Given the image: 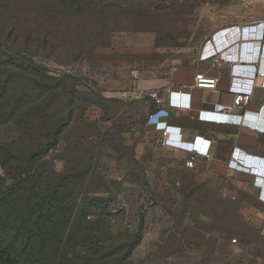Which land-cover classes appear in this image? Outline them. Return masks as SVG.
<instances>
[{
    "label": "rangeland",
    "instance_id": "1",
    "mask_svg": "<svg viewBox=\"0 0 264 264\" xmlns=\"http://www.w3.org/2000/svg\"><path fill=\"white\" fill-rule=\"evenodd\" d=\"M198 1L201 6L210 2ZM198 1L135 0L116 18L115 27L124 31L100 33L80 56L76 45L64 44L63 15L49 1L0 0L4 17L13 10L7 7L17 3L18 13L26 19L25 34L0 33V45L9 47L3 49L11 57L7 59L21 64L27 74H32L26 69L28 59L36 60L49 70L53 83L66 74L64 83L71 82L77 91L72 94V122L47 159L49 166L68 175L89 170L77 182L101 206L93 205L87 220L96 222L99 217L112 230L92 234L94 242L105 248L102 251L113 252L143 223V238L133 262L127 264H264V238L254 208L241 206L232 185L220 190L206 177L195 175L184 157L162 151L158 136L145 131L149 100L139 92L149 89L138 88L134 81L161 76L192 56L193 44H201L208 35L206 11L192 15ZM148 9L153 10L144 13ZM45 19L51 23V38L62 39L58 48L53 40L38 47L35 20L44 23ZM17 53L26 60L17 59ZM9 70L20 72L10 65L3 72ZM36 136L35 129L20 138L15 125L0 127V144L22 155ZM0 174L4 176L3 169ZM228 181L253 194L251 182ZM84 231L88 230L79 225L73 229L79 236ZM116 257L111 254L108 263Z\"/></svg>",
    "mask_w": 264,
    "mask_h": 264
},
{
    "label": "trees",
    "instance_id": "2",
    "mask_svg": "<svg viewBox=\"0 0 264 264\" xmlns=\"http://www.w3.org/2000/svg\"><path fill=\"white\" fill-rule=\"evenodd\" d=\"M47 1L63 15L65 31L61 36L64 44L76 45L80 56L100 33L107 31L112 35L124 31L115 27L118 23L116 18L135 2ZM7 8L13 10L5 17L4 12H0V33L25 34L26 19L21 12L18 13L21 8L17 3ZM152 10H144V13ZM35 28V35H40L37 36L41 42L38 47L42 44L45 48L50 40L55 42L54 48L60 47L62 39L51 38L49 20L45 19L44 23L35 20ZM76 38L79 42L74 44L71 40ZM100 46L104 47L103 44ZM3 49L9 47L0 45V127L15 125L20 138L34 129L35 135L39 136L36 140L31 138L33 141L24 155L10 145L0 144V170H4L5 176L0 174V264H109L108 257L113 253L118 257L112 264L133 262V252L143 238V223L140 222L136 234L131 235L127 242L114 246L113 252L102 251L105 248L94 242L92 234H102L103 231L110 234L111 227L99 217H96V222L87 220V217L91 219L88 210L93 205L101 206V202L87 197L84 185L77 182L86 176L85 172L88 176L89 170L68 175L59 172L56 166H49L47 158L59 147L61 135L73 119L72 94L77 91L71 82L64 83L69 76L64 74L53 83L51 76L47 75L49 70L30 58L26 69L32 74H27L21 64L7 59L9 56ZM16 56L24 61L27 58L20 53ZM8 65L20 72H3ZM54 109L55 115L52 114ZM47 167L52 169L50 173ZM76 225L90 231L81 232L79 236L73 232Z\"/></svg>",
    "mask_w": 264,
    "mask_h": 264
},
{
    "label": "crops",
    "instance_id": "3",
    "mask_svg": "<svg viewBox=\"0 0 264 264\" xmlns=\"http://www.w3.org/2000/svg\"><path fill=\"white\" fill-rule=\"evenodd\" d=\"M208 1V6L198 1L192 10L193 16L206 11L209 19L208 35L201 44H193L192 56L161 76L134 83L141 89L159 90L165 99L160 107L146 101L148 116L169 115L164 125L170 131L169 145L159 141L161 150L184 157L185 163L193 158L195 175L206 177L213 187L233 186L241 206L254 208L264 238V194L254 178L264 172V0ZM197 74L216 78L217 88L197 87ZM247 95L251 100L243 110L230 112L235 99ZM227 178L251 182L253 194L226 182Z\"/></svg>",
    "mask_w": 264,
    "mask_h": 264
},
{
    "label": "built area",
    "instance_id": "4",
    "mask_svg": "<svg viewBox=\"0 0 264 264\" xmlns=\"http://www.w3.org/2000/svg\"><path fill=\"white\" fill-rule=\"evenodd\" d=\"M262 49L264 50V44L262 46ZM216 62H219L220 59H215ZM196 86L202 89H209V90H215L217 88V79L211 76H206L204 74H197L196 75ZM140 94H143L148 98L150 102H152L154 105L160 107L165 104V99L157 89H150V90H142L140 91ZM251 100V96H238L235 99L236 107L231 109L230 112H237L242 111V106L247 104ZM169 121V115L167 114H156V113H150L148 116V121L145 125V130L149 131H160L161 137H158V142L163 146L169 145V137H170V131L167 126H164ZM187 164L189 166L194 165V159H190L187 161ZM250 172V170H247ZM257 185L261 189V195L264 194V172L258 176H254ZM264 200V198H263Z\"/></svg>",
    "mask_w": 264,
    "mask_h": 264
}]
</instances>
